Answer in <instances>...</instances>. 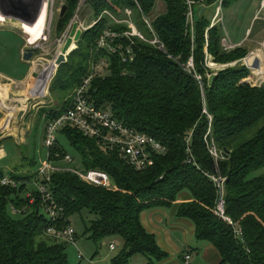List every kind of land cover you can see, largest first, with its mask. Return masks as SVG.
Segmentation results:
<instances>
[{"label": "trees", "instance_id": "16d2710c", "mask_svg": "<svg viewBox=\"0 0 264 264\" xmlns=\"http://www.w3.org/2000/svg\"><path fill=\"white\" fill-rule=\"evenodd\" d=\"M138 1L150 17L156 0ZM216 1L205 0V7L194 10L192 33L185 0H163L164 11L151 20L166 51L136 39L132 45L136 57L125 62L120 52L99 48V41L107 29L122 32L129 28L104 12L123 18L124 10L133 8L140 16L135 0H85L84 4L93 9L94 19L102 17L83 32L77 49L59 66L50 87L58 105L39 112L45 117L46 131L49 121L67 110L76 90L94 73V66L106 60L109 74L96 73L91 79V99L109 108L124 124L155 137L168 148V153L154 157L147 169L136 170L118 154L104 153L96 140L77 128L66 125L60 129L80 153L84 169L108 173L113 187L92 185L68 171L54 173L50 188L64 210V220L58 225L71 223L74 214L88 213L91 218L83 222L91 240L98 244L117 237L123 242L112 264H129L135 255L144 256L146 264L167 259L169 254L144 227L142 213L172 208L184 192L191 198L178 206L177 215L193 223L198 241L216 249L217 264H264V173L254 176L264 168V125L251 139L234 143L238 135L264 118V84L248 80L253 78L250 69L240 62L249 53L247 48L241 45L224 50L223 25L211 26ZM236 1L223 0L222 6ZM79 3L67 0V10L57 22L58 35L65 31ZM119 41L130 44L126 37ZM208 56L216 63L239 62L220 70L210 86L213 71L206 64ZM191 57L194 70L189 72L185 66ZM253 60L250 54L249 66ZM209 65L216 64L210 61ZM58 143L52 152L68 154ZM212 144L220 152L218 159L210 151ZM18 171L11 173L20 183L18 187L0 185V264H71L67 246L44 235L51 222L42 202L31 203L22 197L37 172ZM210 175L226 178L225 215L240 234L216 213L219 191ZM10 205L21 212H11Z\"/></svg>", "mask_w": 264, "mask_h": 264}, {"label": "rangeland", "instance_id": "374dc122", "mask_svg": "<svg viewBox=\"0 0 264 264\" xmlns=\"http://www.w3.org/2000/svg\"><path fill=\"white\" fill-rule=\"evenodd\" d=\"M260 1L261 0H238L228 6L223 7V28L225 30V34L228 33V36L230 39L241 41L238 44L243 45L245 48L249 50V53L247 56L242 59L240 62L244 64L248 69H250V72L252 74L251 80L253 83H256L257 85L264 84V21L263 20H255L256 13L259 11L260 8ZM85 0H80L79 7L76 9L75 14L69 21L65 31L58 35L56 33L57 28V22L60 18V11L61 8L67 4V0H55L54 3V17L52 21V25L50 28H47L46 32L47 34L50 33L49 40L47 42H44V45L38 49L32 60L36 59V61L41 62H47L50 60V62H47V66L37 67V72H35V78L34 83L30 85L19 82L16 84H12V82L7 81H1L4 90L5 95L7 96V105L15 107L16 113L15 116L11 118L9 122L8 129H5L3 131H0V135H6L12 137H7L2 143L3 150L2 153H5V155L1 156L0 152V171L4 172L5 175H8L11 177V173L15 172L16 170L18 172H31L35 173L37 172L47 161V148L44 144V137H45V128H46V122L44 115H40V111L43 107H52L53 105H58L59 101L56 98L54 94L51 93L50 87L53 79L56 76L58 65H57V58L55 56L57 55L59 57L63 46L59 44L60 40L68 34L67 32H71L72 30V24L74 23V20L76 19L77 22H79V25L82 26V28H90V26L93 24L94 21H98L94 19V13L93 9L89 5V3L84 4ZM199 6H196L198 8ZM214 9V5H213ZM211 11V15H215V9L214 11ZM164 11V2L163 0H156V5L153 9V11L150 13V18H155L156 14ZM1 14V13H0ZM254 16V17H253ZM253 17V24L252 22ZM135 23L141 28H143L140 20V16L136 13L134 17ZM17 23V22H16ZM20 25H13V24H4L0 25V59L2 56L8 57V63L4 66H8L12 69H14L15 64H12L13 67L10 66L11 64V55L18 58L19 57V50L25 46L24 52L28 48H33V44L31 41V35L27 31L26 28H24V22H21ZM261 25H260V24ZM259 24V25H258ZM25 30H24V29ZM81 28V29H82ZM249 29V30H248ZM82 31H86L82 29ZM70 34V33H69ZM69 36V35H68ZM67 36V37H68ZM261 38L263 40H261ZM261 40V41H258ZM64 41V40H63ZM234 42V41H233ZM235 43V42H234ZM77 44V43H76ZM237 44V43H236ZM239 45V46H241ZM74 47V44L70 47L68 51H71ZM78 47V46H77ZM77 47L75 49H77ZM254 52L256 55L259 53L260 55H257V59H255V62L253 60V65L249 66V63H247V59L250 54ZM253 54V53H252ZM31 60V61H32ZM30 61V62H31ZM213 62L216 65L211 66L209 65V62ZM239 61L228 63L230 65H225L223 63H216L212 56H209L206 64L209 66L214 73H218L220 70L223 69V65H225V69L229 66L236 65ZM259 63V67H255L256 63ZM240 63V64H241ZM3 64V63H2ZM232 64V65H231ZM31 65L34 68V64L31 62ZM47 67V68H46ZM28 68V67H27ZM48 68H52L53 70V77L51 79V76L47 79L46 85L41 88L38 87V90L40 89V94L42 93L43 97L30 99L27 101L26 106L23 105L19 100L23 99L27 93L31 92L35 81L37 77H39L41 70L46 71ZM194 70V69H193ZM109 70H107L105 67H99L97 70V73L105 76L108 75ZM15 73V72H14ZM12 73V75L14 74ZM41 78V77H40ZM9 83V85H8ZM27 83V82H26ZM20 84H22L20 86ZM43 84L40 82L39 86H42ZM8 87L9 89H6ZM8 111L6 109H2L0 107V121L7 119ZM40 115V116H39ZM264 125V118L259 121L255 126L251 127L244 133L238 135L235 138L234 143L236 145H239L249 139H251L256 132L259 130L260 127ZM19 133V134H18ZM13 134L16 135L15 138L17 141H14ZM18 136V137H17ZM58 136V144L65 149V152L70 154L73 158V162L66 163L67 165H72L77 169L84 170V166L82 164V158L80 153L74 148L69 140L62 134L61 131L57 132ZM23 138V142L21 139ZM24 156H27L28 159H24ZM32 162L33 164L29 165L27 163ZM23 170V171H21ZM264 173V168H262L259 171H256L254 173V176H258L260 174ZM28 186L33 187L31 184H28ZM13 216V215H12ZM17 217L16 215H14ZM88 218H91V216L83 212V214H74L71 216V223L72 226L75 228L77 232V240L75 244H67L66 246V252L68 255V259L71 264H90L89 259H94L97 264H112L113 258L120 253L123 247V242L120 238H107L102 240L100 243L96 244L93 240H91L88 236V234H85L84 229V222L83 220H87ZM175 236L179 239H176L175 241L179 243V249L176 250L175 255L169 256L167 259L158 261L154 260L155 264H175L174 262L171 263L172 258H175L179 263L177 264H184V262L180 259V254L183 255V252L189 247L186 244L188 242V245L195 248L196 251H192L193 259L190 261L191 264H213V261H209L206 258H204V255L206 253V245H210L208 242L205 241H198L194 236L188 235V241L184 242V233L183 232H176ZM114 242L116 243V250L110 249V244ZM65 245V244H61ZM186 248V249H185ZM190 249V248H189ZM171 252V251H169ZM180 252V254H179ZM81 253L84 257L81 256ZM96 254V255H95ZM179 254V255H178ZM95 255V256H94ZM175 256V257H174ZM217 260V258H216ZM215 262V260H214ZM147 259L144 256L135 255L133 256L129 264H146ZM215 264V263H214Z\"/></svg>", "mask_w": 264, "mask_h": 264}, {"label": "built area", "instance_id": "2783aa9c", "mask_svg": "<svg viewBox=\"0 0 264 264\" xmlns=\"http://www.w3.org/2000/svg\"><path fill=\"white\" fill-rule=\"evenodd\" d=\"M135 2L138 11L141 14L140 20L143 28L140 29L135 23L134 17L136 12L133 8H126L123 13V18H119L111 12L105 11L104 14H107L115 23L126 24L129 28L122 32L107 29L99 41V48H107L111 53L120 52L122 59L125 62H131L136 57L134 48L132 47V45L135 44L136 39L155 46L162 51H166L165 44L160 40L154 30L151 18L144 13L139 1L135 0ZM222 3L223 0H217L214 3L215 15L212 16L211 26H214L216 23H221L223 25L224 16ZM185 4L188 8L187 21L190 24L192 33H194V10L196 9V6L205 7V0H185ZM255 20L264 21V0L260 1V8L256 13ZM96 22L97 21H94L92 25ZM76 23L79 28H82V26L79 25V22ZM88 28L83 27L82 29L87 30ZM46 30L42 36L32 42V47L34 49H40L44 45V42L49 40L51 35L50 33L47 34ZM67 33L68 34H66L60 41H66L70 31ZM122 37L128 38L130 44L120 42L119 40ZM241 44L234 43L228 36V33L225 34V37L222 40V45L226 52L233 50ZM252 53L255 54L254 52ZM208 58L209 56L207 57V60ZM31 62L34 64L35 72H37V68H35V63L37 62L36 59H33ZM107 65L106 60H101L97 66H94V73L90 75L76 90L67 110L60 117L49 121L44 137V144L48 151L47 161L37 171L36 176L27 183V185L31 184L33 186V188L27 193L30 202L35 203L37 200H40L43 205V211L51 222L45 230L44 235L56 243L65 245L75 244L77 240V232L72 226V223L62 226L58 225L61 220H64V210L57 204L50 188L51 176L54 173L68 171L77 174L92 185L105 188L113 187L112 178L108 173L94 169H77L72 165L66 164L73 162V158L70 154L62 155L59 151L52 152L58 142L57 132H59L60 129L66 125L77 128L85 136L96 140L98 146L104 153L118 154L136 170L147 169L153 164L154 157L159 155L163 156L168 153L167 146L161 141L147 133L138 131L137 129L124 124L122 121L115 118L109 108L98 105L91 99L88 94L91 79L95 76L99 67H105L107 69ZM224 66L225 65H223V67ZM185 67L189 72L194 69L192 57ZM52 77L53 75L51 76V79ZM196 77L199 80L201 79L198 75H196ZM210 151L216 159L220 157V152L214 144L210 146ZM210 178L218 187L219 191L216 213L233 225L236 229V233L240 234L241 230L231 218L225 215L224 183L226 178L215 175H210ZM0 185L18 187L20 183L12 177L4 174L3 176H0ZM10 210L15 214L21 212V210L14 205H10ZM116 245V243L112 242L110 244V249L116 250ZM81 256L84 257L82 253ZM191 258L192 251L187 248L183 254L182 262H184V264H190ZM88 261L90 264H97L92 258Z\"/></svg>", "mask_w": 264, "mask_h": 264}, {"label": "crops", "instance_id": "0c3cea01", "mask_svg": "<svg viewBox=\"0 0 264 264\" xmlns=\"http://www.w3.org/2000/svg\"><path fill=\"white\" fill-rule=\"evenodd\" d=\"M22 2L28 3L29 0H23ZM53 3H54V0H43L42 8L40 11V16H39L38 20H40L41 15L45 12V10L47 8L52 9ZM25 6H27V4H25ZM51 15H52V11H51ZM253 17H252V22H251L252 24H253ZM21 22H23V21H21L19 18L15 17L13 15L8 17V16H3L2 14H0V25L10 23L13 25H20L21 26V24H22ZM29 26H30V24H24V28L29 27ZM261 40H263V39L261 38ZM261 40H258V41H261ZM233 41L238 44L242 40L241 41L233 40ZM24 48H25V46L23 45V47L19 50V57L18 58L14 57L12 55L10 57L11 61H12L10 64L11 67H13L12 64L17 63V64H15L14 69H12L8 66H4V63L5 64L8 63V57L6 55L2 56V58L0 59V107L2 109H6L8 111L7 119H5V120L3 119L0 121V131L8 129L9 122H10L11 118L15 116V113L17 110L15 107L7 105V101H8L7 99L8 98L4 93L5 92V90L3 89L4 86H3L1 81L12 82V84H16V83L21 82L22 84L23 83L25 84L24 86H26V85L31 86L34 83L35 70H34L33 66L31 65V62L24 60ZM251 55L255 61V59H257V57H258L257 55H260V54L258 53L256 55V54L251 53ZM12 73H14V74L12 75ZM41 76H42V74L40 73L39 77H37V79L35 81V84L31 90V92L27 93L23 99L19 100L21 103H23L24 106H26V103L28 100L34 99V98H36V96H38L37 98L43 97L42 93L40 94V89L38 90V86H39L38 84H40V77ZM22 84H20V86ZM8 85H9V83H8ZM6 89H9V88L6 87ZM15 136L16 135L13 134L14 138H15ZM7 137H12V136H9L8 134L0 135L1 156L5 155V153H2V151L4 152V150H3L4 147H3L2 143L5 139H7ZM14 141H17L16 138L14 139ZM19 142H23V138ZM32 188L33 187L30 188V186H27V190L25 191V193L22 194V197L26 198L28 191L31 190ZM190 198H191L190 194L187 192H184L179 196L178 202L174 207H172V208H161V207L153 208V209H148L142 213V223H143L144 227L150 233H153L156 236V239H157L159 246L163 250H165L169 254V256L175 255L176 250L179 249V243L176 242L175 240L179 239L180 237L177 238L178 236L177 237L175 236L176 232H180V233L183 232L184 233V240H185L184 242L188 241V235L189 234L194 236L195 229H194L193 223L190 220L185 219V218H180L177 215L178 206L183 202L189 201ZM187 246H189L188 248L193 250V252L196 251L195 248L188 245V242L186 244V248H187ZM174 249H176V250H174ZM205 249H206V253L204 255V258H206L209 261H213V264L214 263L217 264L219 262V255H218L216 249L211 244L206 245ZM169 251H171V252H169ZM179 254H180V252H179ZM183 254H184V252H183ZM180 256H181L180 259L182 261L183 255L180 254ZM216 258H217V260H216ZM192 259H193V255H192L191 260ZM214 260H215V262H214ZM173 262L175 264L179 263L175 258H172L171 263H173ZM190 264H191V262H190Z\"/></svg>", "mask_w": 264, "mask_h": 264}, {"label": "water", "instance_id": "95a60500", "mask_svg": "<svg viewBox=\"0 0 264 264\" xmlns=\"http://www.w3.org/2000/svg\"><path fill=\"white\" fill-rule=\"evenodd\" d=\"M22 1L23 0H0V13L3 16H8V17L13 15L19 18L24 23L32 25L38 20L40 16L43 0H29L28 3H23ZM25 4H27V6H25ZM66 10H67V5H64L61 8L60 16H63ZM82 34H83L82 29L78 27L77 23H74L72 26V30L64 43L63 49L59 57L57 58L58 67L62 63L67 61L68 55L77 47L76 43L80 40ZM73 44H75V47L71 51H68ZM36 51L37 50L34 48H28L24 52V60L30 62ZM225 65L228 66L230 64H225ZM255 67H259L258 62L256 63ZM223 69H225V66L223 67ZM216 76L217 73L210 74L209 76L210 86L213 85Z\"/></svg>", "mask_w": 264, "mask_h": 264}, {"label": "bare ground", "instance_id": "6f19581e", "mask_svg": "<svg viewBox=\"0 0 264 264\" xmlns=\"http://www.w3.org/2000/svg\"><path fill=\"white\" fill-rule=\"evenodd\" d=\"M54 3H55V0H54ZM54 3H53L52 9L51 8L50 9L47 8L45 10V12L41 15L40 20H37L34 24L30 25L29 27H26L27 31L31 35V41L32 42L35 41L40 36H42L44 31L47 28L51 27L52 21H53V17H54ZM51 11H52V15H51ZM76 22H77V20L75 19L74 23H76ZM64 43H65V40L64 41H60L59 44H61L63 46ZM74 47H75V44H74ZM55 58H58V56L56 55ZM47 62H50V60L47 61ZM47 62H41V64H40V61H37L35 63V68H37L38 66L45 67V66H47ZM40 73L42 74V76L40 78V82L42 84H44L47 81V79L53 74V70H52V68H48L46 71L45 70L44 71L41 70ZM261 73H264V72H261Z\"/></svg>", "mask_w": 264, "mask_h": 264}]
</instances>
